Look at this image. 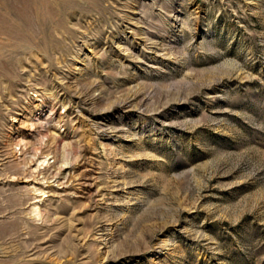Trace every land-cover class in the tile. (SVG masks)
Masks as SVG:
<instances>
[{
  "label": "rangeland",
  "instance_id": "374dc122",
  "mask_svg": "<svg viewBox=\"0 0 264 264\" xmlns=\"http://www.w3.org/2000/svg\"><path fill=\"white\" fill-rule=\"evenodd\" d=\"M0 264H264V0H0Z\"/></svg>",
  "mask_w": 264,
  "mask_h": 264
},
{
  "label": "bare ground",
  "instance_id": "6f19581e",
  "mask_svg": "<svg viewBox=\"0 0 264 264\" xmlns=\"http://www.w3.org/2000/svg\"><path fill=\"white\" fill-rule=\"evenodd\" d=\"M133 99H135V98H133ZM45 105H46V103L44 101H40V103L38 105H36L31 110L27 111L26 114L21 113L22 115L18 114L17 117L13 118L12 126H14V130L21 132V134L23 136H25L27 139L29 138L28 141L30 139H32V137H35L36 129L38 128V130H39L40 127L43 128L42 112L46 108ZM52 110L53 109H51V111ZM46 118H48V117H46ZM18 127H20V128H18ZM47 130H46V132L49 131V130L48 131ZM59 133L60 132H58L56 129L55 130L52 129V130H50V132H48L47 137H48V139L50 138V140H52ZM13 139L15 140L16 138L14 137ZM26 145H27V141L20 138V139H18V142L15 144V146L8 149L9 151L7 153L15 158L16 164H20L21 162H24L25 159L22 157H24L25 152H27L26 151L27 150ZM66 145H67V143H66ZM42 150H44L43 147H42ZM42 150L39 152V154L37 152L34 155V157L30 158L29 164L28 165L26 164L25 166H27V167H25L23 169V172H24L23 175L24 176H22L24 178L23 182L26 183L25 187L32 193V195H33L32 199H34L33 202L31 203L32 207H30L31 208L30 213L33 214V216L39 217V218L42 215L40 204L43 201L44 197L53 196L55 194L57 195L60 193L59 191H62L63 193L69 192V189L67 187L68 185L65 186L63 184L64 185L63 186L61 182H60V184L62 186L61 185H59V186L58 185H56V186L52 185L51 183H53V182L49 181L50 177L47 174L43 173L42 170H44L46 168L49 158H48V155L45 154L46 150L45 151H42ZM70 159H71L70 156L64 155L63 160L65 161V164H68ZM74 160H76V158ZM32 166H35V167H32ZM50 166H53V165H50ZM68 168L69 167H63L62 170L60 171L61 172L60 174L63 175L62 177L64 179H66L70 174H72L71 173L72 170L75 171V169H76V171H77L78 169L81 168V166H70V170ZM82 170H84V171H82ZM82 170L79 171L80 173H78V177L80 176L79 181L82 180L83 182H79L80 186L78 189H81V190L78 191L77 193H82V194L87 195L88 193H90V190L92 188V184L90 183L91 179L87 177L88 174L85 172L87 169L85 170V168H84ZM27 172L32 174V175H30L32 177V178L30 177L31 179H25L27 176ZM81 172H84V173L81 174ZM83 177H87V178H83ZM14 179H16V178L13 177V180ZM56 183L59 184L58 182H56ZM87 196H89V195H87ZM101 230H103V229H101Z\"/></svg>",
  "mask_w": 264,
  "mask_h": 264
}]
</instances>
